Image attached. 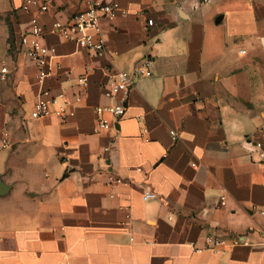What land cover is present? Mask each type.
<instances>
[{
  "label": "crops",
  "instance_id": "0c3cea01",
  "mask_svg": "<svg viewBox=\"0 0 264 264\" xmlns=\"http://www.w3.org/2000/svg\"><path fill=\"white\" fill-rule=\"evenodd\" d=\"M23 1L6 0L0 19V264H264V157L244 145L264 150L253 59L264 0H103L119 7L100 19L108 56L52 26L88 0H28L29 11ZM32 15L60 64L42 80L19 46ZM146 61L151 74L137 73ZM113 68L134 81L123 115L103 111L110 124L94 131ZM79 74L74 116H30L38 92L72 97ZM207 233L245 242L195 250Z\"/></svg>",
  "mask_w": 264,
  "mask_h": 264
},
{
  "label": "built area",
  "instance_id": "2783aa9c",
  "mask_svg": "<svg viewBox=\"0 0 264 264\" xmlns=\"http://www.w3.org/2000/svg\"><path fill=\"white\" fill-rule=\"evenodd\" d=\"M48 6V1L41 0L37 4V9L46 10ZM20 8L29 11L28 0L23 1ZM118 8L116 1L88 0L86 8L69 14L66 20L55 19L52 26L64 40L73 41L95 54L108 56L109 50L105 44L100 19L101 17L114 16ZM147 23L151 24L152 20L147 19ZM44 31L45 27L38 21L37 15H32L27 27L20 33L19 46L25 56L23 66H34L38 80H42L51 74L54 69L56 70L60 67V64L55 60V47L43 42ZM149 63L150 61H146L145 67L137 69V73L151 74ZM1 71H6V67L2 66ZM64 72L66 75L70 74L69 69ZM133 81V77L127 71L115 68L111 70L107 80L101 84V87L104 95L112 98L113 101L109 104H97L94 106V110L97 113L94 131L107 128L110 124L108 118L102 115L103 111H108L116 118L123 115L125 96ZM87 82L88 79L85 74L77 75L75 83L79 89L73 93L72 97L65 95L63 92L50 94L49 96L43 95L46 92L45 90L38 92L32 100L30 116L54 115L62 121L74 116L76 111L75 104L82 99ZM172 136L173 138L176 137L177 133L173 132ZM8 144V134L3 132L0 137V149L7 147ZM244 145L249 151L258 148L259 155L264 157V150L260 141L245 138ZM155 195L156 193L152 190L145 189L143 191L144 199ZM239 242H245L243 236L207 233L204 236L203 243L199 246H194V249L198 251L222 252Z\"/></svg>",
  "mask_w": 264,
  "mask_h": 264
},
{
  "label": "rangeland",
  "instance_id": "374dc122",
  "mask_svg": "<svg viewBox=\"0 0 264 264\" xmlns=\"http://www.w3.org/2000/svg\"><path fill=\"white\" fill-rule=\"evenodd\" d=\"M6 0H0V19L4 18V16L7 14L6 8H5ZM264 21H258L256 22V26L260 27L264 23ZM247 26L253 24L252 21H246L245 23ZM6 26L3 23H0V58H3L5 55V42L3 39V33L5 31ZM254 60L257 61V67L259 68L260 77L264 80V44L262 40L260 39L257 43V50L254 53ZM2 56V57H1ZM258 101L260 102V105H258L259 109H264V86H261V92L258 93Z\"/></svg>",
  "mask_w": 264,
  "mask_h": 264
},
{
  "label": "trees",
  "instance_id": "16d2710c",
  "mask_svg": "<svg viewBox=\"0 0 264 264\" xmlns=\"http://www.w3.org/2000/svg\"><path fill=\"white\" fill-rule=\"evenodd\" d=\"M10 32H11V36H13L14 35V30L12 29V28H10Z\"/></svg>",
  "mask_w": 264,
  "mask_h": 264
}]
</instances>
